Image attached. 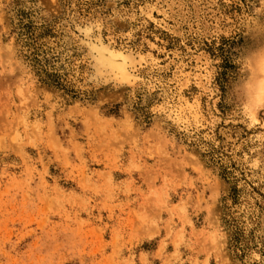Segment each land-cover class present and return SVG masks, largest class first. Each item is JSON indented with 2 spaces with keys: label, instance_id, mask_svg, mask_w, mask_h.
I'll list each match as a JSON object with an SVG mask.
<instances>
[{
  "label": "rangeland",
  "instance_id": "1",
  "mask_svg": "<svg viewBox=\"0 0 264 264\" xmlns=\"http://www.w3.org/2000/svg\"><path fill=\"white\" fill-rule=\"evenodd\" d=\"M263 68L264 0H0V264H264Z\"/></svg>",
  "mask_w": 264,
  "mask_h": 264
},
{
  "label": "bare ground",
  "instance_id": "2",
  "mask_svg": "<svg viewBox=\"0 0 264 264\" xmlns=\"http://www.w3.org/2000/svg\"><path fill=\"white\" fill-rule=\"evenodd\" d=\"M95 49V48H94ZM97 52H98V61L99 62H101V64H112V65H115L116 66V64H114L117 60L116 59H118V61H119V59H123V57H122V54H121V52L119 51V50H111L110 49V51H107V50H105L104 48H96L95 49ZM97 54V53H96ZM113 59L114 60H116L115 62L113 61ZM105 60V61H104ZM120 60V61H121ZM117 61V62H118ZM122 62H123V60H122ZM120 62H118V64H119ZM118 64H117V68L120 70V73H121V75H122V77H123V79L125 78L126 79V74H127V72L129 71L128 70V68H127V65H125V62H123L121 65H120V67L118 66ZM116 70V69H115ZM263 70H264V68H263ZM116 72H114V74H115ZM119 73V72H118ZM113 74V75H114ZM119 76H120V74H118ZM118 75H116V76H114V78L115 77H117ZM119 79H121V78H119ZM128 79V78H127ZM126 79V80H127ZM125 80V81H126ZM117 81V80H116ZM259 87V86H258ZM258 90L259 89H257V92H258ZM261 91V90H260Z\"/></svg>",
  "mask_w": 264,
  "mask_h": 264
}]
</instances>
